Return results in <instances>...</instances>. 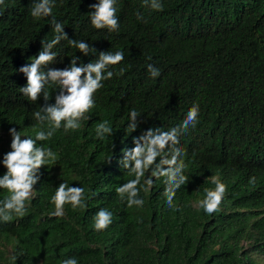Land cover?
I'll return each instance as SVG.
<instances>
[{"label":"trees","instance_id":"16d2710c","mask_svg":"<svg viewBox=\"0 0 264 264\" xmlns=\"http://www.w3.org/2000/svg\"><path fill=\"white\" fill-rule=\"evenodd\" d=\"M96 2L57 0L53 14L69 39L88 42L97 55L123 51L124 61L112 70H127L104 82L97 107L78 130L61 129L42 142L58 160L40 169L26 215L0 224V264H61L69 257L78 264H264V0H164L163 12L144 7L143 0H118L120 28L113 33L91 26L87 14ZM31 3L0 5V176L9 129L34 136L32 113L43 104L18 90L27 83L19 68L55 35L50 17L30 16ZM137 12L147 23L137 20ZM53 50V68L68 67L73 55L84 64L97 58L83 56L67 41ZM150 63L161 69L156 80L149 77ZM49 92L54 103L57 92ZM193 103L200 106V122L180 137L189 177L174 200L180 210L166 206L160 180L141 191L142 208H128L115 191L132 178L119 164L122 149L132 148L133 138L150 127L179 124ZM133 107L141 123L127 134ZM105 119L114 135L99 140L95 128ZM212 176L228 192L221 210L207 215L197 201L214 187ZM61 182L83 187L87 207L66 204L62 217H52L51 197ZM5 194L0 190V199ZM100 208L114 219L97 232Z\"/></svg>","mask_w":264,"mask_h":264},{"label":"clouds","instance_id":"9594fccd","mask_svg":"<svg viewBox=\"0 0 264 264\" xmlns=\"http://www.w3.org/2000/svg\"><path fill=\"white\" fill-rule=\"evenodd\" d=\"M5 0H0L3 5ZM118 0H97L90 5L87 14L91 26L96 30H107L109 33L118 32L120 21L117 16ZM57 0H32L30 16L34 20L51 18L49 23L55 33L51 40L41 41V50L31 58L30 62L21 66L19 72L26 77L27 83L19 87V92L29 101L36 103L41 98L43 104L32 113L35 124L32 125L33 135L17 131L15 127L9 129L11 137L10 151L2 158L6 172L0 176V190L6 193L0 199V224H8L14 217H24L35 198V186L40 181V169L54 164L58 154L47 144L58 131L64 133L76 131L81 127V121L89 120L87 115L97 107L96 94L104 88V82L112 80L114 76H123L125 67L119 71L112 70L120 65L125 57L123 51H100L84 40L69 39L64 31V25L53 14ZM143 6L153 12L164 11V0H143ZM137 20L147 23L139 12ZM62 41L78 50L87 57L97 55L94 61L87 64L80 62V57L73 55L68 67L59 69L49 67L57 59L53 50ZM151 60V57H148ZM149 77L156 80L161 76V69L153 64L147 65ZM54 88L57 94L54 103L49 89ZM200 106L198 103L188 109L184 119L177 125L163 130L160 127L148 128L132 140L133 147L122 149V159L119 164L129 177L126 183L119 185L115 191L122 203L128 208H142L145 204L140 193L147 192L155 181L160 180L165 185L163 196L166 206L173 211L180 209L174 204L177 191L188 183L185 174L188 165L185 163L186 150L180 146L181 135L189 130H195L199 124ZM138 110L133 107L128 113L127 134L136 132L141 121ZM96 137L106 140L113 137L114 130L109 120L99 122L95 128ZM110 162V160L106 161ZM214 187L205 188L203 198L197 201L199 208L207 215L221 210L224 197L228 192V185L219 176H212ZM255 183V177L249 179ZM93 195H95L93 193ZM55 210L52 217H62L64 206L71 205L73 209L86 208L85 189L80 186H69L61 182L51 197ZM113 213L106 208H100L94 216L95 231L107 230L113 223ZM15 259V257H13ZM61 264H78L77 258L69 257Z\"/></svg>","mask_w":264,"mask_h":264},{"label":"rangeland","instance_id":"374dc122","mask_svg":"<svg viewBox=\"0 0 264 264\" xmlns=\"http://www.w3.org/2000/svg\"><path fill=\"white\" fill-rule=\"evenodd\" d=\"M0 137H3V134L2 133H0Z\"/></svg>","mask_w":264,"mask_h":264}]
</instances>
